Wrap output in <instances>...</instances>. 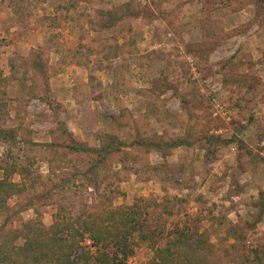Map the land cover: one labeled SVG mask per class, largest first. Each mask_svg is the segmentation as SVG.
Segmentation results:
<instances>
[{
	"label": "rangeland",
	"instance_id": "1",
	"mask_svg": "<svg viewBox=\"0 0 264 264\" xmlns=\"http://www.w3.org/2000/svg\"><path fill=\"white\" fill-rule=\"evenodd\" d=\"M0 134V228L131 211L264 264V0H0Z\"/></svg>",
	"mask_w": 264,
	"mask_h": 264
},
{
	"label": "trees",
	"instance_id": "2",
	"mask_svg": "<svg viewBox=\"0 0 264 264\" xmlns=\"http://www.w3.org/2000/svg\"><path fill=\"white\" fill-rule=\"evenodd\" d=\"M8 175L5 172L0 179V214L8 208L9 196L22 192L17 184L7 180ZM105 215L108 217L97 220L90 215L73 222L61 220L46 229L32 220L22 223L19 229L0 228V264L11 261L12 264H74L75 257L80 258L82 264H125L132 252L129 244L134 237L152 250V264H194L197 261L202 241L194 239L191 233H178L157 243V237L145 231L131 211L111 210ZM83 236L94 249V256L79 250L76 238ZM106 248H112L113 252H104Z\"/></svg>",
	"mask_w": 264,
	"mask_h": 264
}]
</instances>
